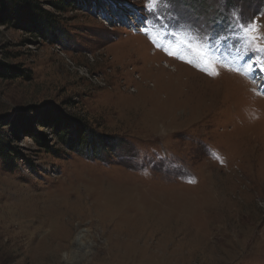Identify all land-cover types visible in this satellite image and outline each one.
<instances>
[{
	"label": "rangeland",
	"instance_id": "1",
	"mask_svg": "<svg viewBox=\"0 0 264 264\" xmlns=\"http://www.w3.org/2000/svg\"><path fill=\"white\" fill-rule=\"evenodd\" d=\"M4 1L0 264H264V0Z\"/></svg>",
	"mask_w": 264,
	"mask_h": 264
},
{
	"label": "snow or ice",
	"instance_id": "2",
	"mask_svg": "<svg viewBox=\"0 0 264 264\" xmlns=\"http://www.w3.org/2000/svg\"><path fill=\"white\" fill-rule=\"evenodd\" d=\"M167 2L168 0H147L145 4V8L150 14H152L155 17L160 4ZM233 19H234V24L229 26V28L227 29V32L231 33V35L229 36L226 34L223 38L238 40V47H237L238 53H244L245 55L248 52L264 54V46L256 44L255 39L249 36V33L252 31L258 32L257 21L252 20L249 23H244L242 19L239 18L235 13L233 14ZM144 31L147 30L144 29ZM172 34L176 35V33H172ZM148 38L152 41L154 46L161 48L167 55L175 56L176 58L181 60L184 59L183 56H180L178 54V52L170 51L168 47L158 43L156 40L152 39L151 36H149ZM257 39L264 40V35H258ZM189 47H191L190 44ZM238 58H242V57H238ZM201 59H203V57H201ZM184 62L188 64H193L192 60H185ZM205 63L207 64L209 63V61H205ZM255 66L259 68L261 72H264V62H256ZM247 67L249 71L253 70V64H248ZM229 70L237 71V69H229ZM200 71H203L207 75L213 77L218 75L216 71H209L207 66L200 68Z\"/></svg>",
	"mask_w": 264,
	"mask_h": 264
},
{
	"label": "trees",
	"instance_id": "3",
	"mask_svg": "<svg viewBox=\"0 0 264 264\" xmlns=\"http://www.w3.org/2000/svg\"><path fill=\"white\" fill-rule=\"evenodd\" d=\"M79 1L80 0H56V1H54V4L60 9H65L66 6H70L72 3H76ZM82 1H84V0H82ZM5 5H6L5 1L0 0V10L1 11L4 10ZM44 26H45L44 24L39 25L40 29H43ZM8 72H9V70L3 69L2 71H0V74H2L4 76H8V74H9ZM59 121L60 120L58 119L56 122L52 123L51 127L57 128V126H58L57 124L59 123ZM63 132H64V135H60L59 133L57 135L63 142H66L68 144L70 143L71 144L70 148L72 150H78L81 147L85 146V153H87V152L92 153L89 156L93 157L94 159L102 156V151L100 150V148H102V145H103L102 141H96L94 139H91L87 135L83 136L81 134L77 135V137H76V134H78V132H79V127H75V131H72V133L75 132L72 137L68 136L67 131L64 130ZM107 147L109 148L110 151H112V152L115 151L114 147H112L110 145L109 146L107 145ZM88 149H90V151H88ZM8 151L9 150L5 146L0 144V155L5 156L8 154Z\"/></svg>",
	"mask_w": 264,
	"mask_h": 264
},
{
	"label": "bare ground",
	"instance_id": "4",
	"mask_svg": "<svg viewBox=\"0 0 264 264\" xmlns=\"http://www.w3.org/2000/svg\"><path fill=\"white\" fill-rule=\"evenodd\" d=\"M230 47V46H229ZM242 55H244V53H241ZM154 55V54H153ZM239 54H237V55H235V56H238ZM155 56V55H154ZM240 57V56H239ZM236 63H237V65L242 69V71H243V73H245L248 77H251V79L253 78V79H256V73H257V70H255L254 69V65H253V70H251V71H249V69H248V67H247V65H248V63H246L247 61H246V59H243V58H238L237 57V59H236V61H235ZM185 66V65H184ZM182 67L181 65L180 66H176V70L178 71V70H182V69H187V68H185V67ZM182 69H181V68ZM188 70V69H187ZM257 79L259 80V79H262L260 82H259V85H258V89H259V92H260V94H263L264 95V86L262 87L260 84H263L264 85V72H261L260 71V73L258 74V77H257ZM252 84H254L253 83V80H252ZM255 85V84H254ZM263 169V168H262ZM242 190V189H241ZM248 199V198H247ZM42 201H44V200H42ZM46 201H48V200H46ZM40 202V201H39ZM36 203H38V202H36ZM43 203V202H42ZM46 203H48V202H46ZM46 205V204H45ZM44 206V205H43ZM15 207H16V205H15ZM42 207V206H41ZM19 208V207H18ZM26 210H28V209H26ZM14 211H16V210H14ZM21 211V210H20ZM17 212V211H16ZM26 212V211H25ZM32 213V212H31ZM41 213V212H40ZM28 214V213H27ZM17 216V215H16ZM35 216V215H34ZM27 217V216H26ZM31 217V216H30ZM39 218V217H38ZM33 221V220H32ZM32 228V227H31ZM38 230V229H37Z\"/></svg>",
	"mask_w": 264,
	"mask_h": 264
}]
</instances>
